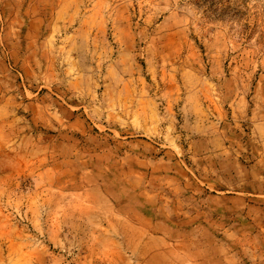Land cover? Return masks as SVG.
I'll return each mask as SVG.
<instances>
[{
    "label": "rangeland",
    "instance_id": "1",
    "mask_svg": "<svg viewBox=\"0 0 264 264\" xmlns=\"http://www.w3.org/2000/svg\"><path fill=\"white\" fill-rule=\"evenodd\" d=\"M0 264H264V0H0Z\"/></svg>",
    "mask_w": 264,
    "mask_h": 264
}]
</instances>
